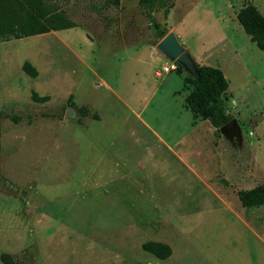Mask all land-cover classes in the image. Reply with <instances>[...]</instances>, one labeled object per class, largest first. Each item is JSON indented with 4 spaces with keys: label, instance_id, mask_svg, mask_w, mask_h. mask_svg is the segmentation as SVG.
<instances>
[{
    "label": "rangeland",
    "instance_id": "1",
    "mask_svg": "<svg viewBox=\"0 0 264 264\" xmlns=\"http://www.w3.org/2000/svg\"><path fill=\"white\" fill-rule=\"evenodd\" d=\"M47 2L73 26L0 41V264L3 253L20 264H264V205L238 197L264 182V51L236 18L246 3L264 14V0H175L155 13L195 63L224 71L233 129L188 108L190 73L158 48L140 0ZM149 240L171 255L143 249Z\"/></svg>",
    "mask_w": 264,
    "mask_h": 264
},
{
    "label": "trees",
    "instance_id": "2",
    "mask_svg": "<svg viewBox=\"0 0 264 264\" xmlns=\"http://www.w3.org/2000/svg\"><path fill=\"white\" fill-rule=\"evenodd\" d=\"M119 2L120 0H108V3L113 4ZM140 4L148 14L155 37L162 39L168 30L156 18L155 13L161 10L167 12L174 6L175 0H140ZM236 18L250 39L264 51V14L254 4L246 3L239 9ZM71 26L73 24L66 20L64 13L53 10L47 0H0V41L20 39ZM176 63L177 71L182 72L184 66L178 61ZM195 66L197 76H189L193 88L186 97L187 106L194 114L207 115L214 126H225L231 120L224 99L229 81L220 67L197 63ZM22 68L30 76L38 75L37 68L29 61H25ZM32 99L45 102L50 96L33 91ZM78 112L83 117L90 115L93 119L99 118L97 113H90L87 106L79 107ZM43 116L57 117V114L44 113ZM9 117L14 121L19 120L17 115L10 114ZM238 197L245 207L264 205V182L240 190ZM142 247L160 259H166L172 253V247L162 241L149 240ZM1 259L5 264H20L8 253H3Z\"/></svg>",
    "mask_w": 264,
    "mask_h": 264
},
{
    "label": "water",
    "instance_id": "3",
    "mask_svg": "<svg viewBox=\"0 0 264 264\" xmlns=\"http://www.w3.org/2000/svg\"><path fill=\"white\" fill-rule=\"evenodd\" d=\"M158 48H160L165 54L175 59L184 66V69L188 71L194 77L197 76V69L195 62L189 52L178 40L175 32H168L159 42ZM75 110L72 107H67L65 111V117H73ZM236 124L234 119H231L225 124V127L233 129Z\"/></svg>",
    "mask_w": 264,
    "mask_h": 264
},
{
    "label": "built area",
    "instance_id": "4",
    "mask_svg": "<svg viewBox=\"0 0 264 264\" xmlns=\"http://www.w3.org/2000/svg\"><path fill=\"white\" fill-rule=\"evenodd\" d=\"M176 66L174 65V63L173 64H171V65H169V66H165L164 67V70L166 71V72H169L171 69H174Z\"/></svg>",
    "mask_w": 264,
    "mask_h": 264
},
{
    "label": "crops",
    "instance_id": "5",
    "mask_svg": "<svg viewBox=\"0 0 264 264\" xmlns=\"http://www.w3.org/2000/svg\"><path fill=\"white\" fill-rule=\"evenodd\" d=\"M98 116H99V114H98ZM99 119V118H98ZM97 149V148H96Z\"/></svg>",
    "mask_w": 264,
    "mask_h": 264
}]
</instances>
